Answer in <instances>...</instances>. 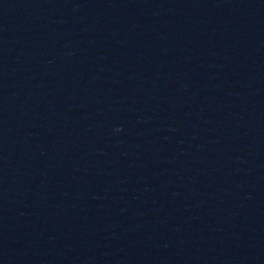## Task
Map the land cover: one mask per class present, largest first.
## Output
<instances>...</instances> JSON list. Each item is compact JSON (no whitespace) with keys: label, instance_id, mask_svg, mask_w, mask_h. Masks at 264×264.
Here are the masks:
<instances>
[{"label":"water","instance_id":"95a60500","mask_svg":"<svg viewBox=\"0 0 264 264\" xmlns=\"http://www.w3.org/2000/svg\"><path fill=\"white\" fill-rule=\"evenodd\" d=\"M0 264H264V0H0Z\"/></svg>","mask_w":264,"mask_h":264}]
</instances>
